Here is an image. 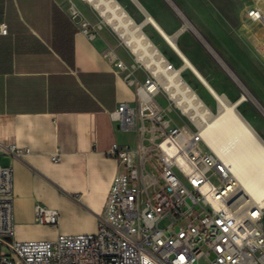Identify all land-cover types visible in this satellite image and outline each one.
<instances>
[{
  "label": "built area",
  "instance_id": "2783aa9c",
  "mask_svg": "<svg viewBox=\"0 0 264 264\" xmlns=\"http://www.w3.org/2000/svg\"><path fill=\"white\" fill-rule=\"evenodd\" d=\"M246 17L264 26V0ZM104 27L101 22L92 36ZM0 34H8L6 26H0ZM120 39L135 62L128 66L115 55L116 65L130 73L136 97L121 104L114 119L121 130L134 134V142L116 143L108 151L119 171L97 232L16 241L13 169L0 166V245L10 249L0 255V264H264V200L247 204L236 178L209 149L201 135L208 114L196 113L192 93L213 110L186 80L185 70L178 80L182 66L162 52L164 72L159 74ZM23 152L0 145V154ZM59 160L57 153L53 161ZM35 214L40 224H59L56 209L38 204Z\"/></svg>",
  "mask_w": 264,
  "mask_h": 264
},
{
  "label": "crops",
  "instance_id": "0c3cea01",
  "mask_svg": "<svg viewBox=\"0 0 264 264\" xmlns=\"http://www.w3.org/2000/svg\"><path fill=\"white\" fill-rule=\"evenodd\" d=\"M70 1L71 8L65 0H0V26L8 29L0 34V145L24 150L0 154L13 169L19 242L96 233L119 171L108 151L134 142L114 113L135 101L136 87L108 55V37L92 36L100 23ZM132 1L159 14L150 0ZM116 54L130 64L124 49ZM38 204L56 209L59 224L38 223Z\"/></svg>",
  "mask_w": 264,
  "mask_h": 264
},
{
  "label": "rangeland",
  "instance_id": "374dc122",
  "mask_svg": "<svg viewBox=\"0 0 264 264\" xmlns=\"http://www.w3.org/2000/svg\"><path fill=\"white\" fill-rule=\"evenodd\" d=\"M65 1L71 8V1ZM77 1L81 9L86 8L94 21L105 23V27L95 30V33L110 40L111 47L107 48V52L111 59L116 62V50L122 48L128 53V66H131L135 58L129 49L121 44V39L113 27L106 23L87 0ZM120 1L138 23L146 19L135 2ZM150 1L159 11V14L153 15L168 34L183 28L186 19L194 25V29H187L181 39H178L180 49L220 93L229 95L233 102L240 100L243 95L247 96L248 100L239 106V111L264 140V115L260 110V107L264 110V26L252 24L246 17L247 10L256 5L258 0ZM177 9H181L183 14H178ZM146 33L177 67L183 65V60L153 26H147ZM184 77L213 112L217 113V101L196 76L186 70ZM159 101L164 107L169 105L164 96H160ZM173 116L177 117L176 114ZM128 139L133 142L134 134H130ZM6 163L7 157L0 155V166L6 167ZM162 227H165V224H162ZM2 253L10 254V249L0 245V255Z\"/></svg>",
  "mask_w": 264,
  "mask_h": 264
},
{
  "label": "bare ground",
  "instance_id": "6f19581e",
  "mask_svg": "<svg viewBox=\"0 0 264 264\" xmlns=\"http://www.w3.org/2000/svg\"><path fill=\"white\" fill-rule=\"evenodd\" d=\"M87 2L100 13L108 25L113 27L136 54L138 60L153 67L157 73L164 72V57L157 44L147 35V26H153L170 48L181 57L183 65L176 73L178 80L182 81L179 77L181 70H190L218 104L217 113L211 112L206 109L198 96L192 93L197 100L196 113L201 116L208 114L206 124L201 129L205 143L236 178L245 193L247 204L253 205L264 200V140L239 111V106L248 98L243 95L240 100L233 102L229 95L220 93L180 49L178 36L187 29H194V25L186 19L179 33L170 35L141 7L146 19L138 23L117 0H87ZM177 12L183 14L181 9H177ZM232 75L234 76L233 73ZM185 89L189 88L186 86ZM260 110L264 115L261 107Z\"/></svg>",
  "mask_w": 264,
  "mask_h": 264
},
{
  "label": "water",
  "instance_id": "95a60500",
  "mask_svg": "<svg viewBox=\"0 0 264 264\" xmlns=\"http://www.w3.org/2000/svg\"><path fill=\"white\" fill-rule=\"evenodd\" d=\"M180 31V30H179ZM179 31L176 33V34H178L179 33ZM176 34H174V35H176Z\"/></svg>",
  "mask_w": 264,
  "mask_h": 264
},
{
  "label": "trees",
  "instance_id": "16d2710c",
  "mask_svg": "<svg viewBox=\"0 0 264 264\" xmlns=\"http://www.w3.org/2000/svg\"><path fill=\"white\" fill-rule=\"evenodd\" d=\"M154 41V40H153Z\"/></svg>",
  "mask_w": 264,
  "mask_h": 264
}]
</instances>
